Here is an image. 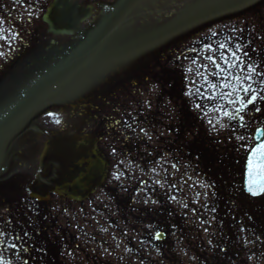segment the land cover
I'll use <instances>...</instances> for the list:
<instances>
[{"label":"rangeland","instance_id":"obj_1","mask_svg":"<svg viewBox=\"0 0 264 264\" xmlns=\"http://www.w3.org/2000/svg\"><path fill=\"white\" fill-rule=\"evenodd\" d=\"M57 1H61V0H57ZM115 0H98L97 4L95 5V7H91V6H87V4H83L81 3V1L79 0H72V2L76 5H81L82 8V12H83V16L86 17L80 24H79V30L75 31V32H68V31H61L60 29H57L54 26V21L52 20V13L49 11L48 14H45L44 16H42V18L36 19L34 21H32L33 25H29L28 28L29 30L32 28H35V30L33 31L38 32L40 31L41 33V38H42V55H52V54H57L58 52L60 54H62L61 56L66 57L69 52L74 48V46L82 39V35L80 34V32L85 33V34H89V31L94 28L95 26H98L101 21L104 19V17L111 11V6L113 5ZM57 2L54 3V5H52V7L50 8L51 10H55V5ZM83 4V5H82ZM10 7V4H9ZM8 8V7H7ZM51 15V17H50ZM82 19V18H81ZM53 29V30H52ZM55 30V31H54ZM139 42V41H138ZM125 44H129L130 41L129 40H125L124 41ZM149 44V43H148ZM117 44L116 43H111V45L108 48L109 52H114L116 49ZM127 48V47H126ZM47 49V50H46ZM138 54L141 55H145L146 53H142V51H140V49H137ZM42 55H40V57H42ZM104 55L100 54L95 61H93V63L89 64L88 67H86L85 71H83L82 73H80L78 76H76L75 78H77L78 80H83V75H86V71L91 70L95 65H98L99 63H101L102 61V57ZM115 58L111 59V62H105L104 60L102 61L104 64H112V62L114 61ZM15 60L19 61L16 57L13 59V62H15ZM116 60V59H115ZM26 64V61H23L22 63L19 61L17 65H20L18 67V71L17 72H21V70H19V68H24ZM9 77V74H8ZM6 88L7 90H9L10 92L17 90L19 88L22 89L23 87H25L27 85V80L24 79L21 83L17 84L15 82L10 83L7 82L6 83ZM17 85H19V87H16ZM152 95L149 94L148 98H150ZM56 98V97H54ZM228 107L226 108H222L221 110H219L218 112H212L211 114H209L205 119H203V124L205 127L210 128L211 130L214 131V133H216L217 135H219V139L223 138V136H226V141H237L238 140V132L240 131V128H238L239 125V120L241 118H243V116L241 114H238L237 116H235V113L237 112L236 108L237 105L236 103H232V104H227ZM257 109L254 107L253 111H256ZM45 110H42L41 114H36L34 116V123L36 125V127H38L40 129L41 132H47L48 128H52L54 127V123L58 120H60L61 118L64 119V117L61 116V112H59L57 110V106H51L50 107V111L48 110V112H44ZM227 113V114H226ZM261 114V113H259ZM264 117L263 115L258 116V118ZM256 118V119H258ZM65 121V120H63ZM240 123H243L240 121ZM21 134L20 133H15L12 136H10L9 138V142L11 144L17 143L19 142V138H20ZM247 139V137H244V141ZM165 170L167 172H169V176H170V181L173 184H176L177 188L179 187L178 183H179V176L178 174H174L172 171L173 169H167V166H161L157 169L156 173L160 176L159 178H164V172ZM111 171L114 174V172L123 174L127 176L126 178H129V181H131V179L134 178H138L139 177V173H137L136 171H131L130 169H125V170H118V169H113V167H111ZM122 171V172H121ZM165 177L168 178V175H165ZM166 179V178H164ZM168 180V179H166ZM188 186V185H187ZM186 186V188H187ZM206 188L204 187V189H201V194L205 195L206 198L203 199V203L207 200V196L208 193L205 190ZM192 190V188H191ZM189 192V191H188ZM92 196V195H91ZM186 199H188L189 197V193L186 196H183ZM59 200H62L61 198H57V202ZM201 198L197 199L196 201V206L198 207V209L200 210L201 213H203V210L205 208V205L201 202ZM62 202H64L62 200ZM59 204V203H57ZM204 205V207H203ZM58 207H61V205H57L56 209ZM55 209V210H56ZM54 210V211H55ZM68 215L72 214V210L69 209H65ZM65 212L60 211L59 214H65ZM62 222L64 223V220L62 219ZM93 223L95 224V226L93 225ZM98 224V221L96 220V218L94 217V214H91V220L89 222L88 225H83L84 229H77L78 231H81L85 236H83L82 238V242L84 244V239L86 238V241L89 242H94V241H98L101 240L102 243L104 244V246H102L101 248H92L89 245L87 246V248L84 247H80L81 251L78 253L77 257L78 258H82L84 259L85 262H93L94 264H154V263H158L159 259L162 257H155V254H152V252L147 251V250H137L138 247L135 245V247H132L128 242H127V237L125 235H122L124 230L122 229V227H119V230L122 229V233L119 235L117 230L112 228L111 226H107L106 228L103 229V227L105 225H103L101 222L99 223V226L96 227V225ZM208 232L207 233H202L203 237H201V240H204L205 242H207V245L209 244L212 247H214L215 245H217V243L219 244L220 237L221 235H219L218 233H216V229H213L212 227H209V229H207ZM242 229L239 226L237 229L233 230L234 236L236 238V244L234 245H241L243 246V243L245 244H250V248L249 249H243L242 248H230L228 246L225 247V250H220L218 251V262L219 264H223V262H226L225 259L229 258L228 261H233V259H230V257L232 256V250H234L236 253H241L243 251V259L241 261V264H264V248L262 249L261 247H258L259 243L262 242L260 241V239L258 238H253L251 239V236L247 233H242ZM245 234V235H243ZM251 234V232H250ZM227 236H229V233L227 234ZM231 237H228V239H230ZM226 238H223V240ZM243 242V243H242ZM257 243V244H256ZM220 248H224V245H219ZM89 248H92L93 251L91 252L89 250ZM178 248L176 250V253L179 254L178 258H180L181 261H183L182 264H199L200 261H196L195 258H193L190 262H188L189 260H185L186 257L188 256V250L189 248V244H184L183 246L180 247H176ZM102 252L100 254V256H98L96 254V252ZM139 251H142L139 253ZM137 252V253H134ZM229 255L228 257L226 256ZM102 258L98 261L99 258ZM185 260V261H184ZM163 261V259H162ZM82 263V262H81Z\"/></svg>","mask_w":264,"mask_h":264},{"label":"flooded vegetation","instance_id":"obj_2","mask_svg":"<svg viewBox=\"0 0 264 264\" xmlns=\"http://www.w3.org/2000/svg\"><path fill=\"white\" fill-rule=\"evenodd\" d=\"M243 2L248 6L250 11L248 15L244 16V31L248 33L252 30L250 24L251 10H255L257 14L255 22L258 27L255 32L251 35L250 45L246 47V43L243 44L245 55L248 56L250 53L254 54V58L249 61H254L264 56V42H261V34L264 32V0H231L230 4ZM167 1H150L149 7L153 6L160 9L164 5H169ZM221 2L220 0H214L212 10L214 13L211 19L214 21L213 34L215 39L214 51L216 56L223 58L231 54H227L226 49L221 47L220 38L228 36L232 38L231 33L221 32L229 30L230 27H225L229 24L227 21H219L220 15H225L227 11L223 10L219 14L218 9ZM148 7L145 6L144 9ZM179 7H172L168 10L170 16L156 17L159 22H169L171 19L174 22H178L183 19L182 16L177 15L172 17ZM200 7L195 10L198 11ZM227 9V8H226ZM163 11H158L157 14H163ZM183 14L187 11H183ZM221 25V28L219 26ZM166 28V27H163ZM163 34V33H162ZM162 34H157L162 35ZM245 33L240 34V37L244 36ZM242 39L245 38L242 37ZM236 44V43H235ZM239 43L237 48L239 49ZM199 45L195 51L197 55L201 56V52L198 51ZM185 53H191L189 48L183 50ZM215 57V56H214ZM247 64V66L249 65ZM224 66L223 61H212L208 66L206 64H200L195 70L201 71L203 68L210 71H215ZM252 67V65H251ZM57 222L54 219H49V213L40 202L28 200L25 193L24 183L21 178L17 177H0V264H49V260L53 259L57 255L59 241L56 235L51 236L49 231L54 230Z\"/></svg>","mask_w":264,"mask_h":264},{"label":"water","instance_id":"obj_3","mask_svg":"<svg viewBox=\"0 0 264 264\" xmlns=\"http://www.w3.org/2000/svg\"><path fill=\"white\" fill-rule=\"evenodd\" d=\"M137 1L139 0L121 1L116 7L114 14L108 19L105 25V30L100 34L97 40L91 46L78 52L66 61H63L58 66L50 70L46 75H44L11 111V113L2 122H0V164L2 162L4 145L3 133L13 122V120L19 117L26 109H28V107L32 105L52 83L58 80L66 79L81 70L88 63V61L106 44L122 16Z\"/></svg>","mask_w":264,"mask_h":264},{"label":"bare ground","instance_id":"obj_4","mask_svg":"<svg viewBox=\"0 0 264 264\" xmlns=\"http://www.w3.org/2000/svg\"><path fill=\"white\" fill-rule=\"evenodd\" d=\"M82 13H80V9L74 7L73 5H70V1L69 0H63L61 1L55 10V14L54 17L56 19V26L60 27V28H67L70 29L71 31H74L75 29L78 28L79 23H80V19H81ZM70 19V20H69ZM102 26V24H101ZM82 46V44L80 45ZM81 47H79L77 50H79ZM26 121V115L24 118L20 119L19 122H17V124H24V122ZM28 121V118H27ZM63 138H59V139H53L50 143V149L51 151H53V147L56 149L57 146H62L64 145L63 143H68L67 140H64V142L62 143ZM82 143V142H81ZM52 144V145H51ZM72 153L73 155H75L76 153L74 152V149H72ZM61 154L63 157H66L67 152L63 151V148L61 149Z\"/></svg>","mask_w":264,"mask_h":264},{"label":"snow or ice","instance_id":"obj_5","mask_svg":"<svg viewBox=\"0 0 264 264\" xmlns=\"http://www.w3.org/2000/svg\"><path fill=\"white\" fill-rule=\"evenodd\" d=\"M221 47H223V45H221ZM233 55H235V53H233ZM209 59H211V57H209ZM213 87H215V86L213 85ZM245 91H248V89H245ZM253 99H255V97H253ZM252 102H253L252 100L248 101V103H252ZM242 107H243V105H242ZM257 111H259V109H257ZM260 135H264V132L260 133ZM254 157L256 158L255 159V167L261 173H264V141L257 144L255 147H252L251 151L247 155L248 167H249L250 174H251V170L253 168V158ZM261 190H264V188H262ZM249 191H252L251 187H249ZM253 194H255V193H253Z\"/></svg>","mask_w":264,"mask_h":264}]
</instances>
